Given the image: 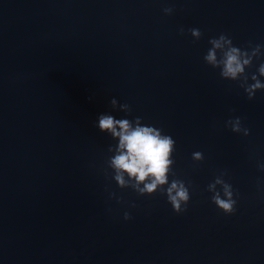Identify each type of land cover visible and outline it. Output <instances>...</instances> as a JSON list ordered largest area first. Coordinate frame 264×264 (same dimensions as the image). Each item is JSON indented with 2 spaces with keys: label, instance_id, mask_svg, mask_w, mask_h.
Listing matches in <instances>:
<instances>
[{
  "label": "water",
  "instance_id": "95a60500",
  "mask_svg": "<svg viewBox=\"0 0 264 264\" xmlns=\"http://www.w3.org/2000/svg\"><path fill=\"white\" fill-rule=\"evenodd\" d=\"M220 34L264 46V0H0V264H264V90L249 100L204 63ZM101 114L175 140L187 211L117 187ZM220 172L231 215L206 191Z\"/></svg>",
  "mask_w": 264,
  "mask_h": 264
},
{
  "label": "clouds",
  "instance_id": "9594fccd",
  "mask_svg": "<svg viewBox=\"0 0 264 264\" xmlns=\"http://www.w3.org/2000/svg\"><path fill=\"white\" fill-rule=\"evenodd\" d=\"M165 15H170L174 9L165 7L162 9ZM185 30L179 29L183 35ZM194 41L199 40L202 33L197 28L188 29ZM210 47L203 56L206 65L213 69H219L222 79L238 81L249 100L259 90H264V83L260 77H264V62L260 63L256 72L249 75L246 69L251 68L253 59H259L262 45L251 42L241 48L233 45L230 37L220 34L208 40ZM249 79L252 81L249 83ZM110 105L115 108L117 100H110ZM125 115L131 113L128 104H121ZM101 132H109L113 138H118L115 154L110 158L109 167L113 170L111 179L120 189L130 188L138 196H151L159 193L166 197L173 212L177 214L187 211L190 200L191 181L187 183L176 177L173 170V153L175 152V140L163 133L162 129L155 126L142 125V118L135 117L132 120L116 119L112 115L101 114L96 125ZM225 127L233 133L248 136L250 130L242 126L241 117L230 118L225 122ZM111 151V149H110ZM203 154L199 151L192 154L191 159L199 162L203 160ZM258 168L264 171V164H258ZM226 172H220L212 182L207 185L206 191L211 193L210 202L225 215L234 214L238 193L232 185L225 181ZM172 177L171 181L169 177ZM219 186V187H217ZM107 190V189H106ZM115 197L117 202H122L116 194L110 193V198ZM135 207V205H129ZM125 221L131 219L128 211L123 213Z\"/></svg>",
  "mask_w": 264,
  "mask_h": 264
}]
</instances>
